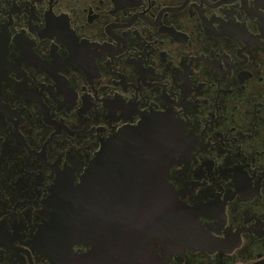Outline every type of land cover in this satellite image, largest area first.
<instances>
[{"label":"flooded vegetation","instance_id":"1","mask_svg":"<svg viewBox=\"0 0 264 264\" xmlns=\"http://www.w3.org/2000/svg\"><path fill=\"white\" fill-rule=\"evenodd\" d=\"M121 216L131 264H264V0H0V264H119Z\"/></svg>","mask_w":264,"mask_h":264},{"label":"water","instance_id":"2","mask_svg":"<svg viewBox=\"0 0 264 264\" xmlns=\"http://www.w3.org/2000/svg\"><path fill=\"white\" fill-rule=\"evenodd\" d=\"M141 142L143 145H149L151 140L149 138V134L147 130L141 127H131L125 128L119 131L115 136L109 138L107 143L103 146L102 149L105 150H117L119 148H130L133 147L136 143ZM98 174V162L95 159L87 169L84 174L80 185L78 186V192L83 189V187L93 188L95 189V183L97 182L96 175ZM67 193L63 189H56L53 194V207H54V216L56 226L61 229L62 232L67 230L68 228V210L70 206L80 212L82 203L73 202L71 203L67 200ZM174 196L172 195L170 187L168 188V196H167V207L172 208L176 205L174 202ZM95 206V205H94ZM70 207V208H71ZM170 211V210H169ZM170 213V212H169ZM155 219L152 218V222ZM79 221V218L76 219ZM115 230L117 231L116 236H118L119 240V248L118 250L113 251L114 254V262H119V264H131L132 262H136L138 259L135 256L142 255L138 253V250L134 251L133 245L134 241H136V246H138L136 238L139 235H142L143 225L141 221L133 220L127 217L124 219L122 216L119 218V223H115ZM94 249L96 250V243L92 244ZM106 251V250H105ZM110 250L108 254H111ZM108 260L105 259V262ZM110 262V261H109Z\"/></svg>","mask_w":264,"mask_h":264}]
</instances>
